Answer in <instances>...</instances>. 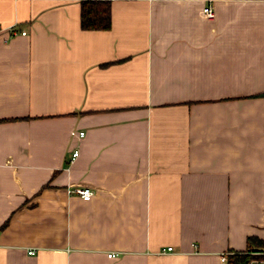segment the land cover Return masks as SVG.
Returning a JSON list of instances; mask_svg holds the SVG:
<instances>
[{"label": "crops", "instance_id": "obj_1", "mask_svg": "<svg viewBox=\"0 0 264 264\" xmlns=\"http://www.w3.org/2000/svg\"><path fill=\"white\" fill-rule=\"evenodd\" d=\"M80 1L0 0V264H225L264 238V0Z\"/></svg>", "mask_w": 264, "mask_h": 264}, {"label": "trees", "instance_id": "obj_2", "mask_svg": "<svg viewBox=\"0 0 264 264\" xmlns=\"http://www.w3.org/2000/svg\"><path fill=\"white\" fill-rule=\"evenodd\" d=\"M111 25V3L109 0H81L80 26L84 29H108ZM264 95V93H259ZM258 94V95H259ZM264 263V238L248 235L245 250L228 251L225 264Z\"/></svg>", "mask_w": 264, "mask_h": 264}, {"label": "built area", "instance_id": "obj_3", "mask_svg": "<svg viewBox=\"0 0 264 264\" xmlns=\"http://www.w3.org/2000/svg\"><path fill=\"white\" fill-rule=\"evenodd\" d=\"M203 12L207 16L208 19H212L215 15L214 8L209 2L203 6ZM24 32L25 31H22V33H24ZM82 133L83 132L81 131L80 134H82ZM76 154H77V151L76 150L73 151L72 157L75 156ZM71 190L74 193L78 194L84 200H88L93 194V190L87 186H75ZM171 248H172L171 246H167V247H165V250H171ZM162 250H164V248H162ZM29 252H33V250H30ZM108 256H115V253L110 252V253H108ZM225 258H226V253H222L220 255V259L222 261H225Z\"/></svg>", "mask_w": 264, "mask_h": 264}]
</instances>
